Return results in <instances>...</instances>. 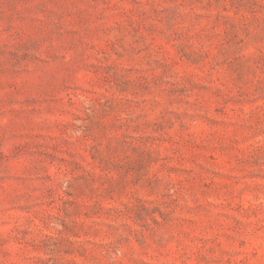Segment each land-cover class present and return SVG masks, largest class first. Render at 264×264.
<instances>
[{
    "label": "rangeland",
    "instance_id": "rangeland-1",
    "mask_svg": "<svg viewBox=\"0 0 264 264\" xmlns=\"http://www.w3.org/2000/svg\"><path fill=\"white\" fill-rule=\"evenodd\" d=\"M0 264H264V0H0Z\"/></svg>",
    "mask_w": 264,
    "mask_h": 264
}]
</instances>
